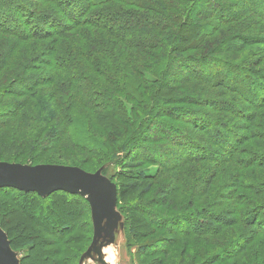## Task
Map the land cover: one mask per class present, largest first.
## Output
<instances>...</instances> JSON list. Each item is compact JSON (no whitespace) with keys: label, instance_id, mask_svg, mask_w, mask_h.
I'll return each instance as SVG.
<instances>
[{"label":"trees","instance_id":"trees-1","mask_svg":"<svg viewBox=\"0 0 264 264\" xmlns=\"http://www.w3.org/2000/svg\"><path fill=\"white\" fill-rule=\"evenodd\" d=\"M164 1L166 4L163 3ZM202 1L34 0V3H30L27 0L25 3L22 0H0V130L2 131H0V163L6 162L32 167L41 165L35 159H29L32 165L25 163L21 160L22 155L27 151L31 153L35 150L36 152L37 150L40 151L38 149L40 144H37L35 137H41L40 132L43 130V123L54 120H57L60 125L56 128L59 131L55 132L52 138L55 144L61 146V150L75 152L77 148H80L81 151L89 152L90 148L87 146L91 141L89 139L81 142H77V139L73 140L69 136V131H64L69 124H63V121H75L76 117L82 120L93 119V121L108 118V121L113 123L114 118L121 117L120 112L117 113V109L112 107V104L117 103L115 100L124 101V103L127 101L128 103V101L132 102L134 99L138 106H144L140 104L137 87H141L140 79L144 78L148 82L152 78L146 76L141 69H138L132 73L135 81L129 79V84L127 80L118 77L120 74L118 72L120 69L122 71L124 67L128 68L132 61L140 68H143L144 65V70L146 69V64L142 62L143 65H140V61H137L134 57L142 56L144 59L150 57L149 49L152 48V45H150L149 39L152 35L149 32L152 28H146L149 24L148 18L129 12L125 22L119 18L123 11H117L107 16L103 13H97L102 12L100 8L105 7V5L119 3L123 7H131V9L125 10H148L158 13L159 8L165 10L170 7L169 9H172L170 12L177 13L176 15L175 13L169 15L175 17L180 25L176 29V36L169 37L167 34H162L160 39L168 44L172 51H175L178 41L182 39L181 34L184 31L186 32V28H188V35H186L188 38L198 32L199 28L194 24L195 17L193 18V14H191L194 9H192V4L195 7L197 3ZM211 7L213 10L212 15L205 17L207 19L203 21L210 20L214 23H210L208 32L204 33L205 30L202 32L203 37L200 39L213 33L212 30L242 21L246 15L250 14L254 16L252 18L254 22L251 21L247 26H243L240 33H233L234 35L229 40L223 38L224 40L215 39L213 41L215 47L219 41L218 44L223 48V52L229 55L241 54L245 50H250L242 59L244 60L242 63L232 61L230 58L221 55L210 54V49L201 60H198L199 63L193 58L190 59L193 63L187 58H182L184 59L182 63L184 67L182 73L184 88L197 82L205 87L203 91L206 89L211 90V92L212 90H219L218 93H215V98H206L205 101L209 105L211 113L213 112L218 117H215L217 120L209 119L208 121L207 119V124L204 122L197 125L198 120L193 117L199 118L202 115L203 107L199 103L197 104L198 109L174 114L175 117L177 114L180 116L185 115L184 117L187 120L195 124V132L203 135L204 142H202L206 146H200L203 143L195 140L194 146L189 147L184 142L182 143L171 137L173 155L178 154L179 163L177 166H174V164L171 166L164 165L167 169L166 173L180 165H193V163H213L216 164L215 166L231 163L234 167L244 166L243 168H249L252 166V169L256 171L258 169L264 171V147H261L262 145L258 146L260 151L251 154L246 153L245 147L247 143H254L255 146L260 145V141L264 143V134L250 132L251 128H257L260 125L264 127V0H213L210 3V9ZM93 11H96V13H93ZM104 17L114 21L116 25L106 28L105 25L109 22ZM138 20L144 22L143 25L138 23L140 27L135 22ZM91 23L95 25L91 26L98 33H106L108 35L106 39L108 40L103 39L100 43L89 44L87 40V33L88 36L91 35L89 30L76 31L77 35L70 33L76 29H84ZM262 25L263 27H261ZM214 26L216 27L214 28ZM258 28L259 31L254 33ZM198 45L199 42L195 44V46ZM219 46L216 52L219 51ZM254 47L263 49L259 52V50H253ZM119 48L125 51L119 50ZM120 57V61L124 66L119 63ZM201 65H206V67L202 68ZM214 69L216 70L214 71ZM159 82L155 85L149 83L151 89L154 88L156 92L155 101L158 102L156 104L164 102L171 105L177 98L171 97L165 100L163 96L168 92L174 94L176 90L170 88L171 86L167 84L168 81L164 73L162 80ZM173 83L176 84L177 81ZM44 91H46V94ZM108 92L112 93L115 98L112 99L107 96ZM48 98L49 100H47ZM142 110H144V107ZM125 112H127V109ZM132 114L133 112L131 116ZM154 120L148 121L150 124L146 127V130L152 127L155 123ZM98 124L102 127L107 126L106 124ZM241 124L244 127L239 129ZM11 125L17 126L15 128ZM129 126L131 125L122 122L119 128L125 130L129 129ZM92 128L94 129V126ZM148 132L144 134L141 127L139 131L135 132L136 137L123 144L121 149L129 152L131 148H134L132 150L134 151L141 148L140 146L144 142H155L153 138L149 140V136L146 135ZM150 136H153V133ZM159 136L163 139L162 135ZM164 137L169 140L168 136ZM242 156H247V159H242ZM154 165L164 168L162 164ZM140 166L139 162L133 164L131 161L123 164V168L128 170H135ZM131 172L126 173L128 183L122 188L116 187L118 198L121 195H127L130 191L139 189L138 180L146 179L148 181L142 169L136 173ZM239 173L238 170L226 173V181L234 189L239 187L238 183L233 182L240 177ZM151 186V182L145 184L144 194L150 190ZM253 190L256 191V188ZM253 190L252 193L256 196L262 193L260 190L256 192ZM17 196L22 198L21 201L25 206L22 208L20 204L21 209L29 215L35 224L37 223L43 234L47 238L53 237L58 240L50 244L40 242L42 248L40 258L45 259L46 264H68V252L72 253L74 251L70 245L79 241L78 238L71 237L76 229L75 224L82 214H86L88 223L90 220L88 202L79 195L69 194L65 191H55L45 197H40L35 192H23L9 188L0 190V197H5V199L9 197L11 198L9 201H13V198ZM240 199L238 197L234 205L237 208L243 207V209L235 210L236 207L231 206L228 209H223V211H214L207 208L200 210V216L198 210L193 219L183 216L177 221L175 220L176 224L183 220L185 223L183 228L176 224V226H170L172 228H167L165 224L163 226L162 222L161 224L150 222L148 216L150 217L151 214L148 212V206L137 207V212L146 216L143 218L144 222L149 223L156 232L167 233L172 237L168 248L163 252V255L161 254L164 259H154L149 264H163L164 261L168 263L174 257H178V264H183L186 252L189 251L188 249L191 246L193 247V244L189 241L178 243L177 240H173L174 238H180V236L190 239L204 235L221 236L224 231L235 227L238 222H241L239 219L243 216L247 220L245 226H264V220H259V217L264 216V209H261V206L254 205L255 209L249 215H244L242 210H244L245 203L241 202L243 200L240 201ZM45 204H47V207H42ZM80 204L84 207L83 213L78 210ZM124 223L128 241L137 239L136 232L130 235L125 219ZM0 228L5 233L13 250L14 243L11 241L9 232L1 225ZM259 233L264 236V227H262V232ZM69 235L71 237L69 240L73 241L61 245V240ZM23 244L28 245L30 250L36 247L35 241L32 239ZM153 246L155 245H147L146 243V245L138 246V250L144 251L151 249ZM172 248L176 250L173 252L171 251ZM241 252H244V250ZM200 253L196 249L193 250V255L189 259L198 258ZM30 255L32 259V253ZM190 262H185V264H190ZM208 264H215V260L208 261ZM261 264H264V261Z\"/></svg>","mask_w":264,"mask_h":264},{"label":"rangeland","instance_id":"rangeland-1","mask_svg":"<svg viewBox=\"0 0 264 264\" xmlns=\"http://www.w3.org/2000/svg\"><path fill=\"white\" fill-rule=\"evenodd\" d=\"M22 1L25 3L27 2V0ZM212 1L213 0H203L197 3L195 7L190 2L192 4V9L194 8L191 12L193 18L195 17L194 24L198 26L199 30L195 35L189 36L188 38L186 36L188 35V28H186V32L184 31L183 34H181L182 39L178 41L175 51H172L170 46L160 39L162 34H167L169 37L176 36V29L180 25L175 17L169 15L174 13L176 15L177 13L170 12L172 11V9H169L170 7L167 6L168 9H165L166 11L163 10V8H159L158 13H153L148 10H125L131 9V7L126 8L119 3L105 5V7L100 8L102 12L97 13H103L107 16L117 11H123L119 18L123 19L122 21L125 22V18L129 15V12H134V15H143L148 18L149 24L146 28H152L151 32H149V34L152 35L149 39V43L152 45V48L149 49L150 57L149 59H144L142 56L134 57L137 61H140V65H143L142 62H144L147 66H145L146 69L144 70V65L143 68H140L138 67L139 65L137 66V64H134V61H132V64L128 68L124 67L122 71L120 69L118 72L120 73L118 77L127 80L129 84V79L135 81L132 73L138 69H141L146 76L152 78L148 82H146L144 78L139 80L141 87H137V93L141 102L140 104L144 106H138L134 99L132 102L128 101V103L127 101L124 103V101L115 100L117 103L112 104V107L117 109V113L120 112L119 115L121 117L114 118L112 121L113 123L108 121V118L103 120L96 119L93 121V119L82 120L76 117L75 121H63V124H69L65 127L64 131H69V136H71L73 140L77 139V142H81L82 140L89 139L91 141L89 144L90 146H87L90 148L89 152L81 151L79 150L80 148H77L75 152L61 150V146L55 144L52 138L55 132L59 131V129L56 128L60 125L57 120H54L52 122L43 123V130L40 132L41 137H35L37 139V144H40L38 147L40 151L37 150L36 152L35 150L33 153L27 151L22 155L21 160L31 165L32 163L29 162V159H35L38 164L41 165L78 168L85 176L94 178H91V181H96V185L100 187V193L102 192L104 196H109L113 226L110 231H107L105 227V216L100 215V227L101 229L104 228L100 238L103 244H106L109 240V236H113L112 238L114 240L108 243L106 247L111 246L115 255L113 261H105L106 264H149L154 259H164V257H162L163 252L168 248L169 241L172 240V237L167 233L156 232L149 223L144 222L143 218L146 216L137 212V207L143 208L148 206V212L151 214L150 217L148 216V221L156 224H161L162 222L163 226L165 224L167 228H172L176 225H180V227L183 228L185 226L184 221L181 220L176 224L175 220L177 221V219L183 216L193 219L194 214L198 213V210L200 216V210L207 208L214 211H223V209H228L231 206L236 207L234 208L235 210L243 209V207L237 208V206L234 205L238 197L241 198L240 201L243 200L241 202L245 203L244 210H242L244 211L242 212L244 215H249V213L255 209L254 205L261 206L260 208L264 209V171L259 169L256 171L252 169V166L249 168H243L244 166L234 167L231 163L222 166H215L216 164L213 163H193V165H180L174 170L166 173L167 169L164 166H171L172 164L177 166L179 163L178 154L175 153L173 155L171 137L182 143L184 142L186 146L189 147L194 146L195 140L201 143L204 142L203 135L199 132H195L196 125L187 120L184 117L185 115L180 116L177 114L175 117V113L198 109L197 104L199 103V105L203 107L202 115L199 118L192 116L198 120L197 125L198 123L202 124L204 122L207 124L209 119L217 120L215 117H218L214 115L213 112L211 113L209 105L205 103V101L206 98H215V93H218L219 90H212L211 92V90L209 91L206 89L203 91L205 87L197 82L191 83L188 87L186 86L184 88V81L182 80V73L184 71L182 65L183 60L185 58L188 60L193 58L198 62V60H201L210 49V54L221 55L230 58L232 61L234 60L242 63V61H244L242 59H244L250 50H245V52L241 54L229 55L223 52V48L218 44L219 41L216 43V47L213 42L215 39L220 40L224 38L229 40L234 35L233 33H240L243 26H247L251 21L254 22L252 19L254 16L250 14L246 15L242 21L237 23L232 22V25L219 29L217 28L216 30H212V26L216 25L213 24L211 26L213 33L210 31V35L200 39L203 37L202 32L204 30V33H206V31L208 32L210 23H214L210 20L203 21L207 19L205 17H210L213 13L212 7L210 9V3ZM28 2L34 3V0H28ZM163 3L166 4L165 1ZM190 3L188 4L191 5ZM93 13H96V11H93ZM104 19L109 22V24L105 25L106 28L116 25V23L109 20V18L104 17ZM135 22L137 25L144 24L142 20ZM91 25L95 26L91 23L84 29H76L70 33H72V35H77L76 31L81 32L82 30H89V33H91L90 36H88L87 33L89 44L100 43L103 39L108 40L106 39V36L108 37L106 33H102V36V34L98 33ZM215 27L216 26H214V28ZM261 27H263V25ZM259 28L255 30L254 33L259 31ZM197 42H199V45L195 46ZM218 46L220 49L216 52ZM248 48L252 49L253 47ZM262 49L263 48L260 47H254L253 50H259V52H261L260 50ZM119 50L124 49L119 48ZM174 52H177V54ZM120 60L121 57L119 58V63L121 66H124ZM190 62L192 61L190 60ZM80 67L82 66L80 65ZM201 67L205 68L206 65H201ZM215 70L216 69H214V71ZM163 73L167 78V84L171 86L170 88L176 90L174 94L168 92L163 96L165 100L171 97L177 98V101L175 100L171 105L165 104L164 102L157 105V101H155L156 92L154 88L151 89L149 86V83L155 85L162 80ZM174 81H177L178 84H174ZM44 92L46 94V91ZM107 96H110L112 99L115 98L112 93L107 94ZM47 100H49V98ZM121 103L122 105H120ZM143 107L144 110H142ZM126 109L127 112H125ZM132 112L133 114L131 116ZM152 119H155V123L151 128H148V132L146 127L150 124ZM148 121L150 122L148 123ZM122 122L131 125L129 129H120L119 125ZM97 123L106 124L107 126L102 127L99 126V124L97 125ZM11 126L16 128L17 125ZM92 126H94V129ZM141 127L144 134L148 132L146 135L149 136V140L153 138L155 142H144V144L140 146L141 148H138V150L135 149L134 151H132L134 148H131L129 152L122 150V145L134 139V137H136L135 132L139 131ZM243 127L244 125L241 124L239 129ZM7 130L10 131L8 128ZM250 132L263 135L264 127L260 125L257 126V128H251ZM152 133L153 136H150ZM159 135H162L163 139ZM164 136H168L169 140ZM135 146H137V144H135ZM200 146L205 147L206 145L203 143L200 144ZM258 146L264 147L263 141H260V145L256 146L254 143H247L245 145L246 153L251 154L260 151ZM242 159H247V156H242ZM128 161H131L133 164L139 162L141 166L135 168V170L124 169L123 164H127ZM154 164H162L164 168H159ZM139 168L143 170L148 181H146V179L138 180L139 184L137 185H140L139 189L130 191L127 195H121V197L118 198L116 187L122 188L129 181L126 180V173H129V171H132L131 173H136L141 170ZM237 170L240 171V177L233 182L238 183L239 187L234 189L227 183L226 173ZM147 182H151L152 186L150 190L144 194L143 188ZM254 188H256V191L260 190L262 193L256 196L252 193ZM253 191L256 192L255 190ZM7 198L0 197V225L9 232L11 241L14 243L13 250L11 247L10 249L15 255L18 264H46V260L40 258L42 254L40 242L50 244L58 240L53 237L47 238L40 227L37 226V223L35 224L29 215L21 209V207H25L24 203L21 201V197L17 196L13 198V201H9L11 198ZM3 200L4 202H9L4 204ZM216 202L218 204H214ZM18 204L19 206H17ZM20 204L22 205L21 207ZM42 207L46 208L47 204ZM78 210L83 213L84 207L82 204L78 206ZM153 212L155 214H152ZM82 215L78 218L75 224L76 229L71 235V237L73 236L75 239L78 238L79 241L70 245L71 249L74 251H72V253L68 252V264L69 262L70 264H101L98 258H96L95 253H92V256L90 255L94 230L92 210H90L89 223L86 220V214ZM124 219L127 222L128 230H130V235H132L133 232L137 233V239L134 241H128L129 239L126 238ZM239 220H241V222H238L235 227H231L224 231L221 236L203 234L204 236H199L195 239H190L188 237L183 238L182 236H180V238H174L173 240H177L178 243L181 241H189L193 244V247L191 246V248L188 249L189 251L186 252V258L183 259V261H191L190 264H208L210 260H215V264H261V262L264 261V236L259 232H262V227L264 226H245L244 224L247 221L245 216H243V218L241 217ZM259 220H264V216L259 217ZM71 237L70 235L65 236V238L61 240V245H65L68 241H73L69 240ZM29 239L35 241L36 247L34 249L30 250L28 245L23 244ZM146 243L147 245L154 244L155 246L144 251L138 250V246L146 245ZM130 245L138 246L132 247ZM195 249L201 252L199 257L189 259L193 255V250ZM242 249L244 252H241L243 251ZM174 250L176 249L172 248L171 251L174 252ZM31 253L33 255L32 259L30 258ZM21 260L22 262H20ZM185 262L183 264H185ZM163 264H178V257H174L172 260L168 261V263L164 261Z\"/></svg>","mask_w":264,"mask_h":264},{"label":"water","instance_id":"water-1","mask_svg":"<svg viewBox=\"0 0 264 264\" xmlns=\"http://www.w3.org/2000/svg\"><path fill=\"white\" fill-rule=\"evenodd\" d=\"M85 176L78 168L54 165H14L10 163H0V190L9 188L17 191L36 193L40 197H45L55 191H65L69 194L83 197L92 210L93 243L100 240L101 246L106 247L114 239L109 236L106 244H103L100 236L104 231L101 229L100 215L105 216L106 230L112 228V214L110 209V198L100 193V187L96 181ZM99 262L106 264L101 256V247L94 250ZM92 256V252H90ZM93 253V254H94ZM0 264H18L15 255L12 253L5 233L0 228Z\"/></svg>","mask_w":264,"mask_h":264},{"label":"bare ground","instance_id":"bare-ground-1","mask_svg":"<svg viewBox=\"0 0 264 264\" xmlns=\"http://www.w3.org/2000/svg\"><path fill=\"white\" fill-rule=\"evenodd\" d=\"M99 247H101L100 253H101L102 259L105 260L106 262H109V261L112 262L114 259V255H115V253L112 251V247L111 246L102 247L100 240H97L91 252L94 253L95 252L94 250Z\"/></svg>","mask_w":264,"mask_h":264}]
</instances>
